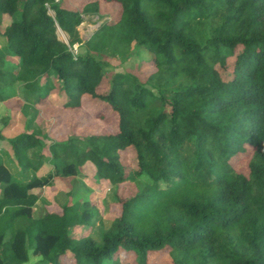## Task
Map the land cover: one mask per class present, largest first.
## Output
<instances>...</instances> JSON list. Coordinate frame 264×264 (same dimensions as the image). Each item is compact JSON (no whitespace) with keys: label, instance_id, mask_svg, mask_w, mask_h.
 <instances>
[{"label":"trees","instance_id":"trees-1","mask_svg":"<svg viewBox=\"0 0 264 264\" xmlns=\"http://www.w3.org/2000/svg\"><path fill=\"white\" fill-rule=\"evenodd\" d=\"M65 1L0 0V102L18 85L34 104L61 94L62 115L101 105L94 132L51 143L55 173L22 180L0 161V264H151L160 251L173 264H264V0ZM103 2L118 16L82 40L84 15L103 19ZM138 46L152 55L148 75L114 71L102 88L111 63ZM9 144L23 173L45 165L44 149L31 153L44 145L37 132ZM68 151L75 162L60 167ZM87 162L115 188L117 213L100 241L83 231L90 198L69 193L60 210L34 216L35 189L55 175L74 180ZM31 251L40 261L29 263Z\"/></svg>","mask_w":264,"mask_h":264},{"label":"rangeland","instance_id":"rangeland-1","mask_svg":"<svg viewBox=\"0 0 264 264\" xmlns=\"http://www.w3.org/2000/svg\"><path fill=\"white\" fill-rule=\"evenodd\" d=\"M86 0H66V4H73L76 7H82ZM101 12L104 14L103 19L98 15H84V21L79 25L78 29L82 40L86 41L90 35L99 27V25L106 19L114 18L119 14V8H115L112 4L102 3ZM54 16L55 12L50 10ZM11 21V17L6 15L3 18L2 29ZM59 37L68 42V36L60 28H58ZM6 40L0 36V52L5 50ZM78 44L74 46L76 51ZM152 55L141 46H138L135 55L131 59L122 63L121 61H113L109 67V75L103 80V87L106 89L111 79V74L114 71L126 70L136 74L140 79L145 78L150 72L151 66L149 61ZM15 61V60H14ZM121 62V63H120ZM232 59H230V63ZM18 86V85H17ZM12 87L10 94L12 98L7 102H0V130H3L4 139L0 140V161L5 164L16 178L26 180L35 176H44L48 173H55L56 163L52 161L53 152L50 150L51 143L54 140H65L73 133L75 135H86L94 132L96 126L91 130L88 123L91 116L96 114L101 105L93 100L84 102L83 107L73 113H64L63 115L57 110L61 108L62 97L55 90L50 93L49 97L44 103L34 104L22 97L21 86ZM84 111L88 112L87 116H83ZM35 131L42 138L44 137V145L42 148L31 150V153H37L40 150L46 151L47 160L45 165L38 171H28L23 173L14 156L12 147L9 142L11 138L18 136L24 131ZM47 131L48 137H45ZM126 162L128 166H135V153L133 150L125 152ZM60 167L65 164L75 162V158L71 151L64 153L58 160ZM242 168L247 170V165L243 164ZM71 177V176H70ZM35 192L41 193V199L35 205L34 216L36 218L43 216L48 209L60 210L61 205L68 199L69 193L74 199L85 197L90 198L94 203L93 208L90 209L92 214V226L83 229L84 232H91L92 236L100 241L106 227L110 225L111 217L117 213L115 202V188L108 181L99 180L95 175V167L87 162L80 167V173L74 180L63 178L62 176L54 177V184L46 185L43 189H35ZM122 192L126 195L131 193L128 185H123ZM3 193V185L0 184V197ZM69 258V257H67ZM133 255L124 250L120 252L121 261L133 262ZM39 255H34L30 252L29 263L40 261ZM151 264H173L171 256L167 251H160L151 254Z\"/></svg>","mask_w":264,"mask_h":264},{"label":"bare ground","instance_id":"bare-ground-1","mask_svg":"<svg viewBox=\"0 0 264 264\" xmlns=\"http://www.w3.org/2000/svg\"><path fill=\"white\" fill-rule=\"evenodd\" d=\"M91 36V35H90Z\"/></svg>","mask_w":264,"mask_h":264}]
</instances>
